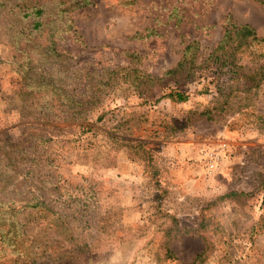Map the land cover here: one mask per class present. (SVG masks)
<instances>
[{
	"label": "rangeland",
	"instance_id": "obj_1",
	"mask_svg": "<svg viewBox=\"0 0 264 264\" xmlns=\"http://www.w3.org/2000/svg\"><path fill=\"white\" fill-rule=\"evenodd\" d=\"M261 39L264 0H0V264H264Z\"/></svg>",
	"mask_w": 264,
	"mask_h": 264
},
{
	"label": "trees",
	"instance_id": "obj_2",
	"mask_svg": "<svg viewBox=\"0 0 264 264\" xmlns=\"http://www.w3.org/2000/svg\"><path fill=\"white\" fill-rule=\"evenodd\" d=\"M232 26L233 27L227 30L224 38L221 41V44L218 47H216V49L211 53V56L215 58V61L223 60L222 57L223 55H225L224 58L226 57L228 59L230 55L233 56L236 53L235 52L236 48L243 47L245 45H248L252 41L259 39L255 29L250 25H242V26L232 25ZM230 44L234 46L232 47V50L229 52V50H226V48ZM198 53H199V44L197 42L189 43L186 46L185 52L183 53L181 60L177 64V67L175 69L170 70L168 73L176 74L181 70H183L186 71L190 76L189 73H192V71L194 70V65L196 63L195 59ZM226 64L228 65L230 63H226ZM262 77H263L262 79H264V73ZM145 78L146 81L142 83L150 82L154 84L155 82H157V80H160V77L154 75H147L145 76ZM169 97L171 99L178 101H186L188 99L187 93L180 90H171V92L169 93ZM202 255L203 253L197 255V259L202 257Z\"/></svg>",
	"mask_w": 264,
	"mask_h": 264
},
{
	"label": "built area",
	"instance_id": "obj_3",
	"mask_svg": "<svg viewBox=\"0 0 264 264\" xmlns=\"http://www.w3.org/2000/svg\"><path fill=\"white\" fill-rule=\"evenodd\" d=\"M203 157L208 160L209 170L214 171L217 164L219 163L220 155L218 153H215V152L205 151V155Z\"/></svg>",
	"mask_w": 264,
	"mask_h": 264
}]
</instances>
